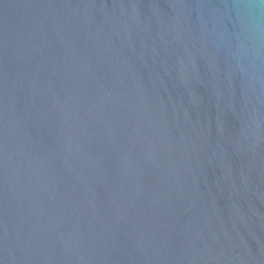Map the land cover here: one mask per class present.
<instances>
[{"label": "water", "instance_id": "obj_1", "mask_svg": "<svg viewBox=\"0 0 264 264\" xmlns=\"http://www.w3.org/2000/svg\"><path fill=\"white\" fill-rule=\"evenodd\" d=\"M0 264H264V0H0Z\"/></svg>", "mask_w": 264, "mask_h": 264}]
</instances>
